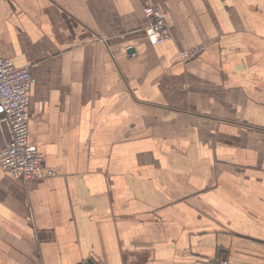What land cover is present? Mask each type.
<instances>
[{
    "label": "crops",
    "instance_id": "crops-1",
    "mask_svg": "<svg viewBox=\"0 0 264 264\" xmlns=\"http://www.w3.org/2000/svg\"><path fill=\"white\" fill-rule=\"evenodd\" d=\"M0 58L53 171L0 168V264H264V0H0Z\"/></svg>",
    "mask_w": 264,
    "mask_h": 264
},
{
    "label": "built area",
    "instance_id": "built-area-1",
    "mask_svg": "<svg viewBox=\"0 0 264 264\" xmlns=\"http://www.w3.org/2000/svg\"><path fill=\"white\" fill-rule=\"evenodd\" d=\"M144 12L143 28L151 44L162 43L171 38L166 11L147 6ZM204 50L205 46L199 45L180 55L184 61H189ZM31 84L30 67H20L12 60L0 58V132H3L5 126L11 131V138L0 146V168L23 181L53 174L51 169L44 168L45 154L29 140L28 106ZM220 264H228V261L224 260Z\"/></svg>",
    "mask_w": 264,
    "mask_h": 264
}]
</instances>
